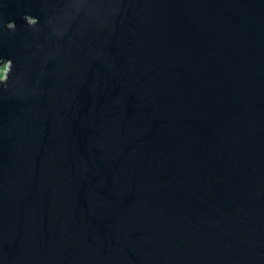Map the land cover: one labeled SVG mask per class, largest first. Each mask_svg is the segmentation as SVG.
<instances>
[{"label": "water", "instance_id": "obj_1", "mask_svg": "<svg viewBox=\"0 0 264 264\" xmlns=\"http://www.w3.org/2000/svg\"><path fill=\"white\" fill-rule=\"evenodd\" d=\"M0 264H264V0H0Z\"/></svg>", "mask_w": 264, "mask_h": 264}, {"label": "rangeland", "instance_id": "obj_2", "mask_svg": "<svg viewBox=\"0 0 264 264\" xmlns=\"http://www.w3.org/2000/svg\"><path fill=\"white\" fill-rule=\"evenodd\" d=\"M7 68V63H4L3 66L1 67V77H3V72H5Z\"/></svg>", "mask_w": 264, "mask_h": 264}, {"label": "clouds", "instance_id": "obj_3", "mask_svg": "<svg viewBox=\"0 0 264 264\" xmlns=\"http://www.w3.org/2000/svg\"><path fill=\"white\" fill-rule=\"evenodd\" d=\"M14 26H15V25H14V22H10V23H9V28H14Z\"/></svg>", "mask_w": 264, "mask_h": 264}]
</instances>
